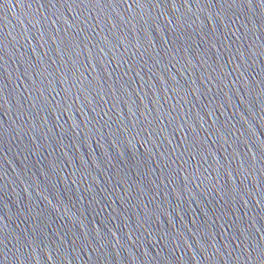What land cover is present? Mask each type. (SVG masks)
<instances>
[{"label":"water","instance_id":"1","mask_svg":"<svg viewBox=\"0 0 264 264\" xmlns=\"http://www.w3.org/2000/svg\"><path fill=\"white\" fill-rule=\"evenodd\" d=\"M0 264H264V209L107 0H0Z\"/></svg>","mask_w":264,"mask_h":264}]
</instances>
